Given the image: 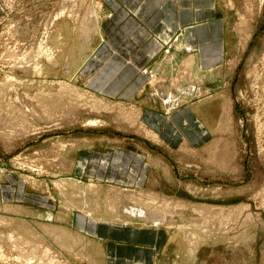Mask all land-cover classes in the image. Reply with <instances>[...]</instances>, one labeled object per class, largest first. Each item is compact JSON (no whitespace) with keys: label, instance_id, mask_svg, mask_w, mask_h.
Listing matches in <instances>:
<instances>
[{"label":"rangeland","instance_id":"rangeland-1","mask_svg":"<svg viewBox=\"0 0 264 264\" xmlns=\"http://www.w3.org/2000/svg\"><path fill=\"white\" fill-rule=\"evenodd\" d=\"M215 1L225 62L196 70L189 52L146 86L167 116L155 83L183 88L176 105L211 132L195 148L137 126L136 99L84 87L101 0H0V264H146L109 255L136 230L162 232L151 264H264V0ZM139 205L159 221L125 211Z\"/></svg>","mask_w":264,"mask_h":264},{"label":"crops","instance_id":"crops-1","mask_svg":"<svg viewBox=\"0 0 264 264\" xmlns=\"http://www.w3.org/2000/svg\"><path fill=\"white\" fill-rule=\"evenodd\" d=\"M101 2V14L103 13L105 18L99 22L100 41L87 55L88 59L77 72L84 87L110 99L123 101L136 99L139 115L143 116L146 126L161 137L160 141L170 147H181L187 143L186 146L196 148L204 144L211 137V132L206 131L201 125L197 113L189 108V104H178L167 116L162 103L147 91L146 86L150 69L165 70L173 64V58L178 60L189 50L194 56L195 69L197 64L201 70L210 68L215 70L225 62L228 19L217 14V2L215 0H101ZM173 41L179 46L181 44L185 46L177 54L174 44L167 52L164 51V47ZM195 103L198 110H206L211 114L201 100ZM161 233L154 239L156 243L149 245L150 241L146 234L143 235L136 230V238L127 239L125 236L124 243L118 247L108 245L109 255L134 260L136 263L151 264L161 243ZM129 242L136 243V246ZM127 243L129 245H126Z\"/></svg>","mask_w":264,"mask_h":264},{"label":"bare ground","instance_id":"bare-ground-1","mask_svg":"<svg viewBox=\"0 0 264 264\" xmlns=\"http://www.w3.org/2000/svg\"><path fill=\"white\" fill-rule=\"evenodd\" d=\"M68 3V2H67ZM67 3H64V4H62L64 7L62 8V9H65V10H67V9H69L68 8V5H67ZM62 9L60 10V12L58 13V15H61L62 14ZM185 46L183 45V44H181L180 45V47H179V50H181L182 48H184ZM190 52V50L188 51V53ZM193 58H194V56H193ZM192 57H191V59H193ZM190 61H192V60H190ZM194 61V60H193ZM195 62V61H194ZM180 67V66H179ZM213 71V69H211L209 72H212ZM187 76V75H186ZM196 77V76H195ZM163 78V77H162ZM197 78H198V76H197ZM157 80V79H156ZM160 80V79H159ZM182 81H183V79H182ZM154 82V81H153ZM155 83V82H154ZM154 86H157L156 87V89H155V91H158V93L159 94H161L162 96H163V103L165 102L166 104H168V105H172L171 107H175V105L177 104L176 102H179L178 101V97L180 96V97H182V93H183V91H182V89L180 88V86H179V88L177 87V93H176V91H173L174 89L172 88V89H167V91H166V89H165V91H166V93H163V90L161 89V88H159V82L156 84L155 83V85ZM191 86V85H190ZM173 87V86H172ZM187 88V87H186ZM186 88H184V89H186ZM192 88V87H191ZM190 89V88H189ZM187 90V89H186ZM185 90V91H186ZM188 92L190 93L191 92V90H188ZM161 99V100H162ZM175 99H176V101H175ZM180 101H181V99H180ZM168 105H167V107H168ZM177 106V105H176ZM173 107V108H174ZM169 108V107H168ZM172 108V109H173ZM170 109V108H169ZM171 109V110H172ZM140 114V113H139ZM89 123H92V124H95L96 123V121H94V120H92V121H90ZM136 123H138V125L137 126H139V125H145L146 124V122L143 120V116L142 115H139V117H138V119L136 120ZM145 123V124H144ZM150 135H152V136H154V134H152L151 132H150V130L148 129V131H147ZM149 194V197L150 198H152V196L153 197H156V194H154V192H151V191H149L148 193H147V195ZM138 195V194H137ZM146 195V194H145ZM139 197V196H138ZM133 198V197H132ZM158 198V197H157ZM155 199V198H154ZM163 199H165V198H163ZM149 200V199H148ZM139 201V200H138ZM147 201V200H146ZM149 201H151V200H149ZM135 202H136V200H135ZM134 202V203H135ZM144 202V201H143ZM167 202V201H166ZM139 203V202H138ZM146 203H148V202H146ZM141 204H143V203H141ZM153 204V203H152ZM160 204V203H159ZM140 206V205H139ZM138 206V208L136 207V208H134V207H124L125 208V211H127V213L128 214H130L131 216H133V217H136V216H138V218L139 217H141V218H144V219H148V220H151V221H153V222H158L159 221V217L160 216H157V215H155V213H153L154 211L153 210H155V209H153L152 211H151V209H147V208H145V206L143 207V205H142V207L140 206L139 207ZM161 207V206H160ZM167 208H168V206H167ZM169 209V208H168ZM157 211V210H156ZM160 211V210H159ZM164 212V214H165V212H166V210L165 211H163ZM159 213V212H158ZM157 213V214H158ZM161 214V213H160ZM159 214V215H160ZM163 213L161 214V215H164ZM169 215V214H168ZM161 218H163V217H161ZM160 218V219H161ZM162 220V219H161Z\"/></svg>","mask_w":264,"mask_h":264}]
</instances>
